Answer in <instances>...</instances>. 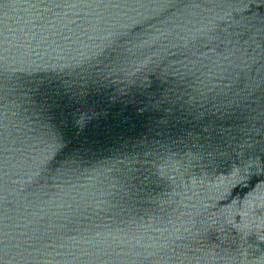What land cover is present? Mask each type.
<instances>
[{
	"label": "water",
	"instance_id": "water-1",
	"mask_svg": "<svg viewBox=\"0 0 264 264\" xmlns=\"http://www.w3.org/2000/svg\"><path fill=\"white\" fill-rule=\"evenodd\" d=\"M0 264H264V0H0Z\"/></svg>",
	"mask_w": 264,
	"mask_h": 264
}]
</instances>
